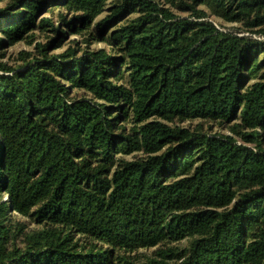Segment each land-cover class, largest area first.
<instances>
[{
  "label": "trees",
  "instance_id": "1",
  "mask_svg": "<svg viewBox=\"0 0 264 264\" xmlns=\"http://www.w3.org/2000/svg\"><path fill=\"white\" fill-rule=\"evenodd\" d=\"M108 1L0 0V264H139L156 246L145 264H264V0H116L95 23L113 50L50 54ZM48 27L30 61H2ZM197 118L243 142L170 124Z\"/></svg>",
  "mask_w": 264,
  "mask_h": 264
},
{
  "label": "rangeland",
  "instance_id": "2",
  "mask_svg": "<svg viewBox=\"0 0 264 264\" xmlns=\"http://www.w3.org/2000/svg\"><path fill=\"white\" fill-rule=\"evenodd\" d=\"M116 0H109L108 4L106 6V10L100 14L95 21L90 25V28L88 30H83L81 32L75 33L73 31H70L67 28H64V31L66 32V35L64 37V40L62 41L61 45L52 50L50 54H58L66 51L68 48H73L78 51L79 55H82L83 52L87 49H99V48H106L107 50H113V48L109 45L108 41L102 40L100 36H98L97 31L95 29V23L99 20H101L103 17H105L108 13V8L112 4H114ZM2 3H0V6ZM170 6V4H168ZM203 9H206L209 12V19L212 20L221 30L228 31V32H234L240 35H252L249 31L245 30L243 25L241 23L236 22H228L214 14H211V11L208 10L205 6H202ZM173 9L180 15L187 16V12L180 11L178 8L173 7ZM67 15L72 16L73 13L68 11L65 8H55L53 11H48L47 13L43 14L42 16L50 17L52 18L57 24L59 21V18L61 15ZM137 14H133L132 17L136 16ZM89 32L94 33V37L90 40V42L87 41L89 38ZM30 37L22 40L20 42H17L13 44L12 46L6 48L5 52L6 55L3 57L2 61L8 63L10 66L13 67H19L23 65L24 63L30 61L34 54H37V46L38 44H44L47 41H49L53 36V32L50 30V27L43 29L38 28L35 31H32L30 33ZM254 37H257V35H254ZM127 78V75L125 78H123L121 81H125ZM72 96L76 97H83L87 96L88 98L91 97L90 94H88L85 90L82 89H74L72 90ZM239 121V120H238ZM234 122H220L215 120H204V119H191L186 121H180L178 119L174 120L173 122H170L173 126L178 127H186L192 130L202 131L205 133H209L211 135H231L234 136L239 142H243V139L240 135L235 134L231 127ZM130 125V123H127ZM145 156V153L143 152H135L129 155H121L119 157L132 160L136 158H140ZM2 199H7V194H2ZM11 218L13 221H20L23 223H26L27 230H33V229H41V225L35 224L29 217H26L22 214L12 212ZM189 244V240L185 239L180 242L171 243L168 245H175V246H182L186 247ZM158 249V246L151 247V248H140L137 249L132 253L133 258L139 263V264H145L148 260V258L156 256V251Z\"/></svg>",
  "mask_w": 264,
  "mask_h": 264
}]
</instances>
